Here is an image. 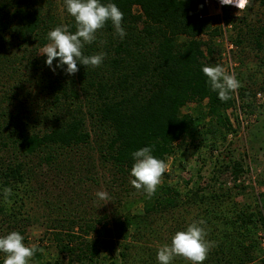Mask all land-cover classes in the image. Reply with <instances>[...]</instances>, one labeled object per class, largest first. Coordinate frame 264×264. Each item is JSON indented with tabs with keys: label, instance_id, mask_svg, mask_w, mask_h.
Segmentation results:
<instances>
[{
	"label": "trees",
	"instance_id": "trees-1",
	"mask_svg": "<svg viewBox=\"0 0 264 264\" xmlns=\"http://www.w3.org/2000/svg\"><path fill=\"white\" fill-rule=\"evenodd\" d=\"M60 1L66 7L65 0ZM100 2L113 3L121 10L126 35L121 39L111 21H107L96 33L97 39L84 45L82 54L85 56L106 54L99 67L78 63L79 71L73 75L66 74L62 68L53 72L45 64L46 55L41 54L26 59L24 70L36 76L35 85L45 87L47 96L42 100L36 95L32 101L25 99L28 91L23 90L25 83L20 79L11 87V95H0V237L12 231L24 237L28 217L22 215V207L25 200L41 191L40 187H31V179L38 176L37 172L45 170L47 177L54 175L60 182V179L92 175L98 168V171L117 172L130 181L134 179L130 175L134 163L131 153L142 147H152L151 154L165 162L174 153L177 142L192 139L199 133L203 116L182 112L187 104L205 100L210 118L227 132H233L225 112L236 108V99H246L243 87L237 94L231 93L227 102H221L217 92L210 89L202 68L212 66L215 47L211 40L221 35L219 21L226 27L236 26L237 22L244 25L242 28H252L248 31H253L254 46L263 51L264 18L258 26H250L243 18L230 16L228 6L221 8L220 17L209 16L204 0ZM252 2L264 6V0ZM135 7L140 10L138 14L134 13ZM53 8L51 0H0V79L13 66L8 51L13 45L14 49L28 51L31 47L36 52L49 43L47 34L54 28L68 25L70 32L76 31L75 20L67 9L64 16H59ZM203 36L208 38L205 43L200 40ZM57 62L58 59L53 61V67ZM236 79L240 82L239 77ZM237 107L242 109L240 104ZM94 158H99L96 164ZM240 173L241 164L234 163V176ZM5 188H11L12 194L6 196ZM44 189L46 196L49 191L45 186ZM172 191L168 185L158 188L151 197L153 204L145 206L146 211H153L162 203L174 206L177 194ZM193 191V196L199 197L198 204H219L221 199L227 203L232 193L231 190L221 194L211 191L209 194L200 192L199 196L198 187ZM169 193L173 197H169ZM252 209L248 204L239 207L232 204L231 216L226 211L206 210L209 215L214 212L220 215L221 229H216L215 222L207 228L206 232L210 231L207 241L212 246L203 264L255 261L261 249L256 232L264 231V199ZM250 224L253 227L244 230ZM101 228L117 240L128 230L120 216L115 217L111 228L104 224ZM55 229V247L63 259H68L67 263L44 262L38 249L31 258L33 261L96 264L100 250L95 241L78 242L73 226L62 233H59V225L52 231ZM85 229L91 231L93 227L88 225ZM250 238L252 240L246 243ZM25 241L24 237V244ZM113 241L110 239L107 244L112 245ZM4 257L5 254L0 253V264Z\"/></svg>",
	"mask_w": 264,
	"mask_h": 264
},
{
	"label": "rangeland",
	"instance_id": "rangeland-1",
	"mask_svg": "<svg viewBox=\"0 0 264 264\" xmlns=\"http://www.w3.org/2000/svg\"><path fill=\"white\" fill-rule=\"evenodd\" d=\"M51 1L58 15L64 16L66 7L61 1ZM204 4L209 16L220 17L223 6L217 0H204ZM228 8L230 16L243 18L250 26H258L264 18V6L253 2L247 10L237 15L235 7ZM139 11L137 7L134 8V13L138 14ZM218 24L222 32L211 40L215 47L212 66L219 64L229 74L234 73L236 78L239 77L242 93L246 96L243 101L236 99V105H242L241 110L236 106L234 110L225 112L233 132H227L210 118L205 100L199 104H187L182 112L203 116L199 123V133L192 139L183 138L177 142L174 153L165 161L168 169L156 190L164 185L171 186L177 194L174 195V206L162 203V206H157L153 211H146L145 207L147 203L153 204L152 198H148L144 191L136 190L129 178L123 179L117 172L113 173L108 169L98 171L96 168L92 175L74 176L66 181L60 179V182L54 175L47 177L43 173L45 170L37 172L40 176L31 179V187H40L41 191L35 197L25 200L22 215L28 217L24 227L25 245H34L43 254L44 262L67 263L68 259H63L55 247L54 233L57 231H52V228L59 225V233L73 226L72 232L74 236H78V242H96L100 250L96 264H158L159 247L170 244L174 234L186 230L193 221L203 219L205 224L202 227L205 231L214 222L218 224L216 229H221V220H218L220 215L217 212H230L232 204L237 207L248 204L252 209L264 199V50L258 51L255 48L251 37L253 31H248L252 30L249 26L242 28L244 25L237 22L232 27H226L221 21ZM200 40L205 43L208 38L203 36ZM14 47L13 45V48L8 49L13 66L7 75H1L0 95H11V87L20 79L25 83L23 90L28 91L25 99L32 101L36 95L42 100L47 96V89L36 86V76L24 70L26 59L40 56L42 49L34 52L31 47L28 51ZM38 73L37 71L36 75L40 77ZM27 78L30 80L28 83ZM98 160L99 158H94L93 163L96 164ZM234 163L241 164V173L236 176L233 174ZM59 183L60 187L57 188ZM44 186L48 188L49 197L43 194L46 193ZM196 187L198 195L200 192L209 194L213 191L221 194L225 190H231V198L227 203L221 199L219 204H198L199 197L193 196ZM98 191H106L111 201L105 203L99 200L96 196ZM170 194L169 197H173ZM211 209L220 211L209 215L208 211ZM227 215L231 216L232 213ZM116 216H120L128 226L127 232L119 240L112 239L101 228L103 224L111 228ZM88 225H92L93 230L86 231ZM249 227L252 228L253 225L245 226L244 230ZM83 231L87 233L84 234ZM208 232L206 240H210ZM256 235L261 249L255 261L249 264H264V231L260 230ZM110 239L114 240L112 245L107 244ZM247 240L246 243H249L252 239ZM44 262L33 261L31 258L29 260V264ZM172 264L191 262L178 256L173 259Z\"/></svg>",
	"mask_w": 264,
	"mask_h": 264
},
{
	"label": "clouds",
	"instance_id": "clouds-1",
	"mask_svg": "<svg viewBox=\"0 0 264 264\" xmlns=\"http://www.w3.org/2000/svg\"><path fill=\"white\" fill-rule=\"evenodd\" d=\"M252 0H219L222 6H233L238 13L247 10ZM67 12L74 18L76 31H69L68 25H61L49 31L47 43L40 54L46 55L45 64L55 72L56 68H62L68 75H73L79 71L77 64L84 66L99 67L106 54L101 52L91 56L82 54L85 44H91L97 39L96 33L105 26L107 21H111L116 35L121 39L126 35L122 27L123 13L113 3L102 4L100 0H65ZM58 62L53 67V61ZM67 66L64 68L63 66ZM203 74L208 78V83L212 91L217 92L221 102L231 99V93H235L242 86L236 79L235 74H229L224 67L217 64L215 66H204ZM152 147H142L131 153L134 163L130 170V175L134 179L130 180L131 185L136 190L143 189L148 198H151L161 183L163 174L167 171L168 165L152 154ZM5 195H11V188L4 189ZM96 196L105 203L111 201V197L106 191H98ZM11 204V201H7ZM104 203V204H105ZM203 219L193 221L186 230L177 231L171 239L170 244L159 247L157 251L158 264H172L175 257H183L191 264H203L207 259L211 243L208 242L206 231L202 225ZM24 237L17 231H12L6 236L0 237V253H4L3 264H29L37 248L33 245L26 246L23 243ZM42 251V250H41Z\"/></svg>",
	"mask_w": 264,
	"mask_h": 264
},
{
	"label": "built area",
	"instance_id": "built-area-1",
	"mask_svg": "<svg viewBox=\"0 0 264 264\" xmlns=\"http://www.w3.org/2000/svg\"><path fill=\"white\" fill-rule=\"evenodd\" d=\"M218 1V4L220 5V6H222L220 3H219V0H217ZM206 2V1H205ZM259 96V95H258Z\"/></svg>",
	"mask_w": 264,
	"mask_h": 264
}]
</instances>
